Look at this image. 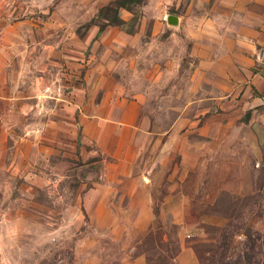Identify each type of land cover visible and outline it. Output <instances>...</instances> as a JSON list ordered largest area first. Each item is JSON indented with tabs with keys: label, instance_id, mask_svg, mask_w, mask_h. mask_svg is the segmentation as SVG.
I'll list each match as a JSON object with an SVG mask.
<instances>
[{
	"label": "rangeland",
	"instance_id": "obj_1",
	"mask_svg": "<svg viewBox=\"0 0 264 264\" xmlns=\"http://www.w3.org/2000/svg\"><path fill=\"white\" fill-rule=\"evenodd\" d=\"M114 1L0 0V110L11 98L25 99L35 109L75 87L82 95L87 71L105 60L115 68L119 62L114 75L124 88L129 77H138L154 130L168 129L178 116L196 115L198 104H188L181 91L166 99V87H151V66L136 73L133 64L120 62L134 47L128 35L137 33V45L150 47L155 20L166 24L155 32L158 40L177 32L166 22L173 12L142 0L132 12L118 10L124 25L106 26L105 18L115 15L106 7ZM100 28L103 41L95 38ZM103 49L109 53L100 57ZM195 64L187 56L185 68ZM93 77L98 80V73ZM39 119L34 111L30 118L15 113L0 119L6 132L0 141V264H179L182 248L192 250L193 264H264L261 172L253 169L254 159L241 141L228 135L202 140L185 132L188 122L171 140L155 138V151H147L145 161L149 165L158 155L164 164L148 170L155 183L152 215L146 218L138 213L141 199L115 193L88 198L101 164L83 157L78 142L72 151L45 149ZM29 126L32 143L22 140ZM185 144L201 151L184 157ZM224 243L229 251L220 263ZM210 251L218 252L215 263Z\"/></svg>",
	"mask_w": 264,
	"mask_h": 264
},
{
	"label": "crops",
	"instance_id": "obj_2",
	"mask_svg": "<svg viewBox=\"0 0 264 264\" xmlns=\"http://www.w3.org/2000/svg\"><path fill=\"white\" fill-rule=\"evenodd\" d=\"M151 2L173 12L168 14L178 18V31H170L166 41L158 40L155 32L159 33L166 24L155 20L157 31L152 33L150 47L137 45V33L128 35L134 47L120 62L133 64L136 73L151 66V87H166V99L181 91L188 104H198L196 115L178 116L168 129L154 130L145 110L146 91L140 90L138 77H129L130 86L124 88L114 75L119 62L115 68L103 60L87 71L84 94L75 87L66 96L57 93L51 104L46 100L44 104L35 103V109L25 99L17 102L6 98L3 104L8 107L0 110V119L15 113L24 118H30L32 111L39 114V142L50 147L45 149L72 151L78 142L84 148L83 157L101 164L98 181L87 191L88 198L106 199L108 193H115L129 200L141 199L138 213L146 218L152 215L155 183L148 170L153 172L164 162L157 155L148 165L144 155L155 151V138L165 136L171 140L178 126L185 127L186 122L190 125L185 132L196 133L202 140L228 135L241 141L254 159L253 169H260L264 189V0ZM110 6L116 8L113 3ZM102 35L103 31L98 30L95 38ZM108 53L103 49L100 57ZM187 56L196 61L192 70L185 68ZM96 72L98 80L93 77ZM92 81L96 82L90 88ZM212 108L214 115L210 114ZM3 134L5 138L6 132L0 128V141ZM24 135L29 138L24 136L22 140L32 143L30 126L24 129ZM149 136L154 137L152 143L147 141ZM197 151L201 147L194 144L182 148L184 157L196 156ZM167 182L174 180L167 178ZM177 261L193 264L194 253L182 248Z\"/></svg>",
	"mask_w": 264,
	"mask_h": 264
},
{
	"label": "trees",
	"instance_id": "obj_3",
	"mask_svg": "<svg viewBox=\"0 0 264 264\" xmlns=\"http://www.w3.org/2000/svg\"><path fill=\"white\" fill-rule=\"evenodd\" d=\"M142 0H115L114 1V5L116 6V8L114 7H107V10H111V11H114L115 12V15L114 17H112L111 19H106V26H120V25H124V22L120 19L119 15H118V10L119 9H126L130 12H132L133 10V7L135 5H139L141 4ZM135 20V17L132 19V21ZM103 31V28H100L99 29V32L101 33ZM223 246H225L224 250L221 252L220 254V263H222L223 259H224V256H226L227 254V251H229V246L226 245V243L223 244ZM227 246V247H226ZM208 253V251H207ZM210 253L212 254L211 255V262L212 263H215V259H216V256L218 254L217 251H210ZM225 264H228V263H225Z\"/></svg>",
	"mask_w": 264,
	"mask_h": 264
},
{
	"label": "water",
	"instance_id": "obj_4",
	"mask_svg": "<svg viewBox=\"0 0 264 264\" xmlns=\"http://www.w3.org/2000/svg\"><path fill=\"white\" fill-rule=\"evenodd\" d=\"M166 22L168 25H170L172 27H176L178 25V18L173 16V15H169L166 18Z\"/></svg>",
	"mask_w": 264,
	"mask_h": 264
}]
</instances>
